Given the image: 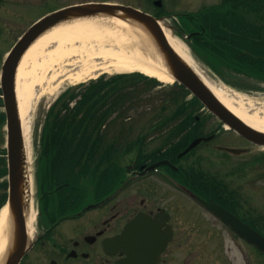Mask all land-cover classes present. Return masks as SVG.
<instances>
[{"label":"flooded vegetation","instance_id":"af4514ba","mask_svg":"<svg viewBox=\"0 0 264 264\" xmlns=\"http://www.w3.org/2000/svg\"><path fill=\"white\" fill-rule=\"evenodd\" d=\"M24 1L29 2L30 0H0V42H5L10 37H13L10 46L0 55V70L5 53L13 47L19 36L24 32L14 33L15 21L19 16L14 8L21 6ZM59 7L61 6L42 13L38 18ZM1 116L2 108L0 106V120ZM201 120L197 127L204 131L206 122L203 117ZM217 121L218 123L213 126V129L204 131L212 134V139H217L222 134L230 133L234 138L244 141L246 144H243V146L238 144H212L211 148L215 149L213 152L215 156L211 157L209 164H211L212 170L215 172L210 175H203V179L207 176L210 177L209 184L212 186L210 192L207 191L206 185L202 187L198 183L194 186L190 181L187 182L191 187L194 186L193 190L197 196L220 204L240 220L250 224V221H253L250 220L248 201L245 200L243 194L239 195L237 188H229L226 183V177L229 174H224V172L228 173V170L225 171L223 168L226 167L227 163L224 159L228 154L222 147H247V153L236 157L249 155L248 153L253 150L251 149L252 147H261L248 141L235 130L225 127L218 118ZM211 148L210 150L213 151ZM217 151L220 154L227 155L225 158L219 157V159H222L219 160L216 156ZM262 151V148L261 151L256 150L263 157L264 152ZM162 155L152 160L151 156L150 160L139 164L136 163V159L131 165L127 166L132 172V179L110 181L107 186V192H105L104 186H96V190L100 191V193H94L92 198H90L89 190H87L89 181L82 180L76 182V184L63 182L62 185L56 186L55 191L52 193L51 190H45L37 184L32 202V208L35 213L31 226L32 231L25 251L17 264H117L128 262L126 260L129 254L121 248L107 252L103 241L107 237L121 234L125 225L132 220H135L134 232L140 236L136 238L138 242L123 244L119 247L122 246L127 250L130 248L134 251L131 253L133 264H232L226 253L225 246L227 244L224 236L227 235L233 240L240 242L247 249L249 244L212 213H206L210 217L209 230L207 229L208 231L200 237L201 243L208 236L212 237L203 244L205 249L197 250L192 254L189 244H185L186 229L181 226V223L185 222L187 217H183L178 213L180 211V202L173 203L177 204V206L170 208L171 198H169V194L171 189L174 190L176 188L170 183L169 177H176L175 174L170 172V168L173 169V165H175L173 161L175 159L172 156L170 157V155L168 156L167 153ZM161 159H169L173 165L162 163L156 168L145 169L149 164ZM259 159V156L257 158L252 157L250 161H257L258 163ZM178 164L174 169L181 171V178L182 176L185 178L184 164H180L179 161ZM249 164V159L240 163L238 166L241 167V170H237L238 174L241 171L243 173L248 171ZM80 167L85 169L86 166ZM236 172L234 170L231 173V177H234ZM231 179L234 180L233 183L239 181L235 178ZM179 181L181 180L179 179ZM97 183L99 184L100 182ZM54 195H57V199L52 204L50 200ZM254 224H252L253 227H255ZM202 228L204 227L199 229L200 234ZM168 233L171 234L170 238L166 246L160 248L158 258L155 259L154 249H159L161 240ZM146 234H149V236L150 234L153 235L151 243L143 242ZM211 243L214 244L212 245ZM216 245H219L218 249L215 248ZM186 248L189 249L188 257L184 254ZM219 251L223 254L219 253ZM7 257L10 261L11 255L6 253L5 258Z\"/></svg>","mask_w":264,"mask_h":264},{"label":"rangeland","instance_id":"374dc122","mask_svg":"<svg viewBox=\"0 0 264 264\" xmlns=\"http://www.w3.org/2000/svg\"><path fill=\"white\" fill-rule=\"evenodd\" d=\"M84 1H111L129 4L152 13L157 11V8L154 7L152 0H30L29 2L24 1L21 6H16L14 8V10L19 14L15 21L14 33L17 34L28 28L29 23L32 20L54 7ZM220 5L221 0H161V9H163L166 13L181 14L189 11L208 13L212 9L214 10L211 12L218 13ZM181 30V28L175 27L173 32L171 31L170 34L172 33L171 35L173 37L184 43L187 52L193 58L195 64L199 66L211 80L255 102H264V82L236 74L221 63H219V66L217 67L212 58H210V61H205L197 49L192 46L193 41L188 40L185 34L180 32ZM12 38L13 37H10L7 41L0 42V55L10 46ZM211 55L209 56L211 57ZM116 73L117 72H103L96 77L88 78L75 83L64 82L60 84L55 91L49 92L47 90L37 96L36 99L34 98L35 101L32 106L30 160L28 163L32 190L35 188L34 174L41 148L40 134L42 126L46 119L48 109L57 95L64 91L67 87H71L77 83H81L83 81L88 82L91 79H96L101 76L108 78ZM175 88L176 87H174L173 82L166 83L158 80L156 84L151 86L145 79L128 80L125 87L122 88L123 101L121 102V107L116 110L117 114L112 115V118H109L104 122L105 125L102 131L107 139L106 142H112L113 146L116 147V151H113L114 156L111 158L110 164H105L103 161L99 165L98 170L102 171V178L104 177L105 180H118L123 176L122 174L129 169L127 165H131L134 160L137 142H139L141 146H146V151L155 148L157 149L161 141V134L159 133L160 130L157 129L159 127L158 125L160 121H162L163 117L170 112V109L173 106L169 105V107L167 106L168 108L165 109H161L160 107L166 104V102L169 104L167 99L171 93L174 94L176 92ZM188 97L190 98V95L187 94L186 99ZM195 113H198L205 119L206 127L203 129L204 131H210L213 129V126L218 123L217 118L209 114L205 108L199 107L195 109ZM161 130H163L162 133L164 132V134L167 132V129L165 128ZM212 142L224 145L238 144L240 146L246 144L244 141L234 138V136L230 133L222 134L220 138H217ZM5 143V128L4 125H1L0 149L4 148ZM129 146H131L130 148L134 149V151L129 152ZM210 148L211 142L195 147L194 150H192L186 157L183 164L185 166H195L192 162L196 158L198 159L201 157L199 159L201 161L198 163L199 167L196 165L198 169L194 171L196 175L203 176L214 173L215 171L212 170L211 164H209L210 162L207 159V157L211 159V157L215 156L213 152H210ZM251 149L253 150L248 153L249 155H243L241 157L226 156L223 153L220 154V152H217L216 156L218 159L219 157L225 158L226 156L224 160L227 163L226 167L228 168H223L225 171L228 170V173L224 172V174H229L226 177V183L229 185V188H237L240 196L242 194L245 196V200L248 201V208L250 209V220L255 223V227L264 230V158H262L260 152H256V150L261 151V148L252 147ZM262 152H264V150ZM257 156L260 157V162L257 163V161H250L252 157L257 158ZM104 157L105 154L102 155V160H105ZM95 159L96 158H94V161ZM248 159L250 163L248 171H245L244 173L241 171V173L238 174L239 172L237 170H241V167L238 165L248 161ZM120 164L124 165L122 167L125 170L122 167L120 168ZM106 166H108V168H106ZM234 170L237 172L234 174V177H231V173H233ZM5 178L6 177H1L0 181ZM89 178H91V176ZM205 178L208 179V176ZM231 178L238 179L239 181L233 183L234 180ZM84 181H87V178ZM174 190L171 189L169 194V198H171L170 208L177 206V204L173 203L180 202V211L178 213L183 217H187V220L181 223V226H184L186 229L184 242L185 244H189L192 254H194L197 250L205 249L203 244L212 238L208 236L202 243L200 240V237L209 230L210 217L208 214L206 215V212H204L199 206H196L188 195L177 189ZM223 190L225 191V189ZM201 227L204 228H202V232L200 234L199 229ZM224 239L225 243L230 246L228 247L226 245L225 249L227 251V255L232 261V264H264L263 258L259 257L250 247L248 249L243 247L240 242L233 240L227 235L224 236ZM211 244L213 245L214 243ZM218 247L219 245H216L215 248L218 249ZM188 253L189 249L186 248L184 253L186 257H188Z\"/></svg>","mask_w":264,"mask_h":264},{"label":"trees","instance_id":"16d2710c","mask_svg":"<svg viewBox=\"0 0 264 264\" xmlns=\"http://www.w3.org/2000/svg\"><path fill=\"white\" fill-rule=\"evenodd\" d=\"M222 6L217 15L207 19L204 31L193 35V47L205 61L212 58L217 67L221 63L233 72L264 81V0H223ZM137 79H145L151 86L157 83L156 79L140 73H122L79 83L57 97L40 134L36 180L41 188L52 193L63 182L79 179L75 165H99L103 161L110 164L107 161L113 157L114 147L112 142H106L101 126L121 107L122 88L128 80ZM174 87L176 92L169 95V104L166 102L160 108L171 105L166 117H184L170 130L179 136L173 148L180 150L198 134L192 124L199 122L195 117L201 115L195 109L201 104L193 96L186 99L189 91L182 85L176 83ZM0 153L4 150L0 149ZM103 154L105 160H102ZM5 174V158L0 155V178ZM6 185V179L0 181V206L6 198Z\"/></svg>","mask_w":264,"mask_h":264},{"label":"bare ground","instance_id":"6f19581e","mask_svg":"<svg viewBox=\"0 0 264 264\" xmlns=\"http://www.w3.org/2000/svg\"><path fill=\"white\" fill-rule=\"evenodd\" d=\"M162 25V24H161ZM171 47L201 78L203 83L235 115L264 132V102H255L211 80L187 52L185 45L162 27ZM139 71L159 81L173 77L150 35L137 24L106 13L73 17L40 34L22 55L15 77L18 116L25 153L23 178L30 181L32 106L42 92L55 91L64 82L75 83L100 73ZM29 185L24 187V217L28 235L34 213L29 204ZM9 204L0 208V264L13 237Z\"/></svg>","mask_w":264,"mask_h":264},{"label":"water","instance_id":"95a60500","mask_svg":"<svg viewBox=\"0 0 264 264\" xmlns=\"http://www.w3.org/2000/svg\"><path fill=\"white\" fill-rule=\"evenodd\" d=\"M106 13L117 16L124 20H129L137 24L141 29L148 33L153 40L157 50L167 65L173 79L177 80L192 94H194L205 107L219 117L229 127L235 129L238 133L247 139L264 144V132L259 131L237 115L229 110L223 103H221L209 88L203 83L201 78L192 69V67L183 60L177 52L169 44L165 33L161 27L160 20L153 15L141 11L130 5L112 4L106 2H91L84 4H75L68 7L61 8L54 11L39 21L33 23L31 27L18 39L17 43L10 50L1 71V87L3 93V101L6 111V141H7V166H8V196L7 203L9 204L11 215L13 218V237H11V244L7 247V253L11 255L10 261L5 258L3 264H17L19 258L25 251L29 235L26 230V223L24 217V187L29 182L23 178L24 170V147L21 132V123L18 116L16 93H15V77L19 61L28 49L30 44L45 30L54 26L55 24L73 17L97 15ZM204 137L194 138L187 147L180 153L184 154L196 144H198ZM229 152L239 153L243 149L234 147H224ZM30 191V190H29ZM30 202V200H29ZM203 203L214 213H216L223 221L228 223L239 235L244 237L248 242L257 246L264 252V236L259 234L249 225L241 222L228 210L222 208L211 202ZM134 220L126 224L123 232L120 235L106 238L103 245L107 252L112 249L121 248L124 252L129 254L126 261L117 264H133L131 253L134 252L129 248L119 247L123 244H132L138 242L136 238L140 236L134 232ZM170 234L163 237L159 244V249H154V254L158 258L160 248H164ZM153 235L146 234L143 242H152ZM150 239V240H149Z\"/></svg>","mask_w":264,"mask_h":264}]
</instances>
